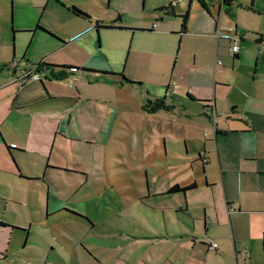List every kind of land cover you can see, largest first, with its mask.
I'll return each instance as SVG.
<instances>
[{"label":"crops","instance_id":"0c3cea01","mask_svg":"<svg viewBox=\"0 0 264 264\" xmlns=\"http://www.w3.org/2000/svg\"><path fill=\"white\" fill-rule=\"evenodd\" d=\"M86 1H53L59 16L87 20L71 32L45 24L60 38L36 24L34 31L55 39L40 52V60L53 64L42 65L41 79L21 82L20 75L36 62H9L0 48V264L47 262L39 251L25 249L34 224L26 208L37 214L45 207L43 219L36 221L43 226L74 216L88 219L60 207L48 214L43 184L48 169L86 171L61 157L63 141L101 143L123 161L125 148L134 145V157H143L138 135L150 145L162 138L163 149L149 163L168 165L161 173L147 168L141 173L144 166L136 163V174L147 183L139 195L155 198L151 204L161 212L153 222L158 228L153 238L169 243L166 254L143 262L264 264V0L230 5L205 0L209 10L198 0H176L170 11L159 7L172 0H153L138 16L117 6L114 12H99ZM1 4L2 25L7 0ZM71 4L90 17L72 12ZM218 21L235 26L236 52L223 33L213 35ZM62 68L66 77H50L51 69ZM119 72L134 82H124ZM69 78L76 91L53 89V81ZM156 97L173 104V110L144 111V101ZM176 161H189L183 180L174 176ZM196 190L201 193L195 196ZM62 210L66 213L60 216ZM15 230L26 233L23 242H11ZM211 241L217 249L209 248ZM181 244L184 253H177Z\"/></svg>","mask_w":264,"mask_h":264},{"label":"rangeland","instance_id":"374dc122","mask_svg":"<svg viewBox=\"0 0 264 264\" xmlns=\"http://www.w3.org/2000/svg\"><path fill=\"white\" fill-rule=\"evenodd\" d=\"M53 1L7 0L6 20L4 24H0L1 56L17 64L37 62L41 58L40 52L44 44L55 42V39L45 32L34 31L37 23L57 37L59 35L45 24L71 32L87 23L86 19L71 14L59 16L53 9L54 7L56 9ZM152 1L109 0V4H106L103 0H94V4L91 1L84 4L89 8L97 6L100 8L99 12H114L117 6L133 11V15L138 16L144 6L147 8ZM186 2L188 3V0ZM11 27L15 30L14 33ZM53 85L55 90L64 92L69 91L68 88L75 90L70 78L67 81H53ZM87 91L93 92V89L87 87ZM137 140L144 158L134 157L136 156L132 154L134 145L132 148H125L123 161L114 158L112 148H104L101 143L91 146L84 140L69 138L63 141L64 149L59 151L61 157L81 163L80 166L83 165L86 171L48 169L43 180L47 188L48 214L60 207L80 213L88 219L74 216L76 220L57 221L43 226L36 221L43 219L45 207L37 214L34 210L28 211L26 208L25 214L34 224L31 228V242L25 249L39 251L46 256L47 262L39 264H145L144 258L148 257L151 261L156 255L167 253L169 243L153 238L155 232H158L153 222L160 217L161 212L151 204L155 198L139 195V188L142 185L146 187L147 183L145 177L141 179V175L136 174L138 162H142L144 166L141 173L146 168L161 173L165 169L164 166H168L167 162L162 160L159 164L149 163L150 159H153L151 157L156 158V151L163 149V140L162 138L154 140V145H150V142L144 141L139 135ZM140 158L143 160H137ZM122 162L127 164L125 169L120 168ZM189 167V161L186 164L184 161H176L175 178L183 180L186 175L184 171ZM154 183L155 180L150 178V184L154 186ZM200 186L204 187L202 183ZM200 193L201 191L196 190L194 195ZM17 212L23 214L19 207ZM64 212L62 210L60 216L65 215ZM25 238V232L15 230L11 242L15 240L23 242ZM48 242L55 245L54 250L50 248ZM179 251L184 253L183 244L177 246L176 252ZM9 263L10 260H6V264Z\"/></svg>","mask_w":264,"mask_h":264},{"label":"trees","instance_id":"16d2710c","mask_svg":"<svg viewBox=\"0 0 264 264\" xmlns=\"http://www.w3.org/2000/svg\"><path fill=\"white\" fill-rule=\"evenodd\" d=\"M201 5L206 9L209 10L207 5H206V1L205 0H198ZM233 2V0H222L221 3L225 4V5H230ZM70 10H72V12H74L75 14H78L80 16H84V17H90V15L85 12L84 10L80 9L79 7H77L74 4H71L69 6ZM165 8L166 11H170L171 10V3L169 2L168 5H166L165 7H159V9ZM186 20H187V14H183L182 15V21H181V31H183L185 29L186 26ZM42 65H53L51 63L45 62L44 60H39L36 63L33 64V68L36 71H39L40 68H42ZM116 73V72H115ZM67 70L62 68V69H58L57 71H54L51 69L50 71V77L51 78H64L67 76ZM118 74L121 75L122 80L124 82H134L133 80L127 78L122 72H119ZM142 108L144 111L146 112H156V111H171L174 108V105L171 103H168L166 101L165 98H153V99H148L146 101H144V103L142 104ZM194 186V183L185 185V186H179L178 184L172 185L169 187V190H178V189H186L188 187ZM74 214L78 215V216H82L84 217L82 214L74 212Z\"/></svg>","mask_w":264,"mask_h":264},{"label":"built area","instance_id":"2783aa9c","mask_svg":"<svg viewBox=\"0 0 264 264\" xmlns=\"http://www.w3.org/2000/svg\"><path fill=\"white\" fill-rule=\"evenodd\" d=\"M176 0H172L171 4L174 3ZM155 25V24H153ZM233 32L235 34H227L226 32ZM221 33H223L225 35L226 38L229 39L230 41V47L231 50L233 52H236L239 48V43H238V38L236 35V29L235 26L230 22L227 21L224 24H221L219 21L216 24L215 30L213 32V35L217 38L221 35ZM216 62L220 63L221 59L219 57H216ZM19 79L21 80V82H26L29 79H34V80H38L41 79V75L39 71H36L34 68L32 70L26 71L24 73H22L19 77ZM209 248H215L217 249V243L215 241H211L208 244Z\"/></svg>","mask_w":264,"mask_h":264}]
</instances>
